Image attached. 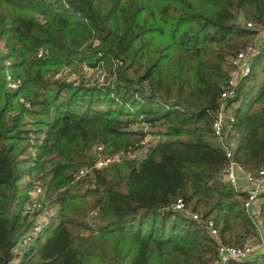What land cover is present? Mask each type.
I'll return each mask as SVG.
<instances>
[{
	"label": "trees",
	"instance_id": "1",
	"mask_svg": "<svg viewBox=\"0 0 264 264\" xmlns=\"http://www.w3.org/2000/svg\"><path fill=\"white\" fill-rule=\"evenodd\" d=\"M249 46V74L222 98ZM67 68L107 84L56 77ZM222 107L234 161L256 173L264 0H0V264H215L219 243L264 239V189L255 217L223 179ZM98 147L122 162L91 168ZM40 201L50 223L24 247Z\"/></svg>",
	"mask_w": 264,
	"mask_h": 264
},
{
	"label": "built area",
	"instance_id": "2",
	"mask_svg": "<svg viewBox=\"0 0 264 264\" xmlns=\"http://www.w3.org/2000/svg\"><path fill=\"white\" fill-rule=\"evenodd\" d=\"M247 27H251V24H247ZM257 49L249 46L246 52H241L237 56L229 59V63L232 66V71L230 72V77L228 79L227 85L224 88L221 97L227 98L234 96L235 88L238 82L246 77L251 69L252 62L254 60ZM10 87L15 88L16 85L10 83ZM26 106L28 104L26 103ZM234 122V118L230 110L226 107L222 109L215 115L214 122L212 124V133L215 141L224 152L225 157L228 161L227 166L223 170V179L227 185L232 187L235 191L246 194V198L243 202V207L248 214H252L253 207L259 204L260 195L264 189V166L261 167L256 173L245 171L240 165H238L233 157L236 151V144L232 139L229 138L231 125ZM148 141V140H147ZM98 158L90 166L95 168H103L111 164L121 163L122 156L112 155L103 156L101 154V147L97 148ZM146 152V148L141 150ZM141 151L138 153L140 154ZM88 172L87 169H82L76 176V180L83 177ZM243 179L248 187L243 190L239 188V181ZM42 192L41 186L35 190V194H40ZM42 202H36L31 208H33L39 214L32 224L28 227L25 237L20 242V245L28 247L31 241L36 237L38 233L48 227L50 223L51 211L42 208ZM175 210H181L183 208L182 202L177 200L173 206ZM30 209V205L24 206V211L27 212ZM192 219L199 221V216L196 214L192 215ZM203 227L211 236H217L218 230L214 226L212 221H207L203 223ZM261 233V232H260ZM264 249V239L260 241L254 238H249L243 245L234 244H222L219 243L217 246V260L215 264H231L247 259L250 255L261 251Z\"/></svg>",
	"mask_w": 264,
	"mask_h": 264
},
{
	"label": "rangeland",
	"instance_id": "3",
	"mask_svg": "<svg viewBox=\"0 0 264 264\" xmlns=\"http://www.w3.org/2000/svg\"><path fill=\"white\" fill-rule=\"evenodd\" d=\"M84 71L85 73L81 75L80 73L78 74L77 72L74 71L71 72V70L67 68L62 70L61 73L57 74L56 77H63L62 79L72 81L75 84L79 82H84L88 86H96L98 88H104L105 85L107 84L105 77L100 70L84 68ZM146 139L148 141H152L153 136H149ZM19 261L20 260L18 259L17 262H15L14 264H18ZM263 261H264V257L263 258L260 257L253 264H263L262 263Z\"/></svg>",
	"mask_w": 264,
	"mask_h": 264
},
{
	"label": "crops",
	"instance_id": "4",
	"mask_svg": "<svg viewBox=\"0 0 264 264\" xmlns=\"http://www.w3.org/2000/svg\"><path fill=\"white\" fill-rule=\"evenodd\" d=\"M239 188L245 190L248 185L247 183L241 179L239 181ZM253 215H255V217L257 216V209H256V205L253 207V211H252ZM263 258L264 257V249L261 251H258L256 253H254L253 255H250L247 259L243 260V261H239V262H235V263H231V264H253L255 261L258 260V258Z\"/></svg>",
	"mask_w": 264,
	"mask_h": 264
},
{
	"label": "water",
	"instance_id": "5",
	"mask_svg": "<svg viewBox=\"0 0 264 264\" xmlns=\"http://www.w3.org/2000/svg\"><path fill=\"white\" fill-rule=\"evenodd\" d=\"M90 165L92 166L93 165V162H91Z\"/></svg>",
	"mask_w": 264,
	"mask_h": 264
}]
</instances>
